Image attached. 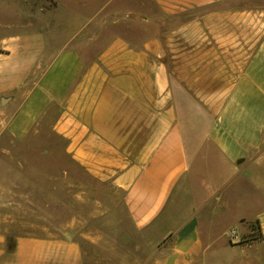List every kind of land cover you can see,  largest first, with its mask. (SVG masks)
I'll list each match as a JSON object with an SVG mask.
<instances>
[{"label": "crops", "instance_id": "1", "mask_svg": "<svg viewBox=\"0 0 264 264\" xmlns=\"http://www.w3.org/2000/svg\"><path fill=\"white\" fill-rule=\"evenodd\" d=\"M151 1L145 30L142 0H58L57 22L0 39V120L22 137L54 111L150 233L146 264H264V0ZM0 264L98 263L18 236Z\"/></svg>", "mask_w": 264, "mask_h": 264}, {"label": "rangeland", "instance_id": "2", "mask_svg": "<svg viewBox=\"0 0 264 264\" xmlns=\"http://www.w3.org/2000/svg\"><path fill=\"white\" fill-rule=\"evenodd\" d=\"M57 1L0 0V39L28 25L54 24ZM147 10L158 12L151 0H142L143 30ZM134 19L120 29L137 30ZM54 114L22 137L6 129V116L0 120V246L11 248L18 236L71 237L81 243L89 262L146 264L154 246L150 233L135 226L122 192L71 157L67 138L53 129Z\"/></svg>", "mask_w": 264, "mask_h": 264}]
</instances>
